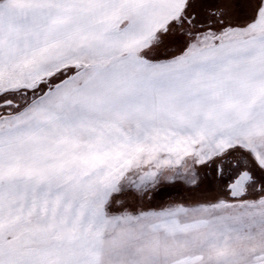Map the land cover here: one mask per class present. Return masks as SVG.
<instances>
[{
	"label": "snow or ice",
	"instance_id": "1",
	"mask_svg": "<svg viewBox=\"0 0 264 264\" xmlns=\"http://www.w3.org/2000/svg\"><path fill=\"white\" fill-rule=\"evenodd\" d=\"M0 264H264V0H0Z\"/></svg>",
	"mask_w": 264,
	"mask_h": 264
}]
</instances>
